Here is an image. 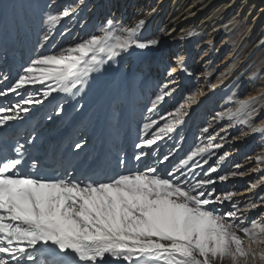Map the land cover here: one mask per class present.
<instances>
[{
	"label": "snow or ice",
	"instance_id": "1",
	"mask_svg": "<svg viewBox=\"0 0 264 264\" xmlns=\"http://www.w3.org/2000/svg\"><path fill=\"white\" fill-rule=\"evenodd\" d=\"M75 11L65 8L48 13L44 23L55 26ZM144 23L141 19L126 27L108 19L99 34L31 59L9 89L20 99L12 106H0V127L22 119V114L42 102L19 90L39 85L36 91L43 89L44 98L53 92L79 96L94 74L117 63L122 53L156 46V39L142 42L136 38ZM48 40L45 35L43 41ZM7 94L0 92V96ZM167 95L162 89L149 111L154 112ZM257 100H241L235 112L218 113L216 118L248 124L241 117L252 115L249 109ZM194 103L196 96L169 113L171 120L161 117L166 120L162 127L157 120L143 123V136L136 145L140 152L134 159L141 161L147 155L145 149L183 124ZM209 128L211 124L203 132ZM252 131L264 132V124ZM208 139L213 138L209 135ZM220 147L211 142L195 145L167 177L148 166L106 179L88 176L80 180L66 172L62 178L47 180L21 174L28 161L24 145L18 144L13 156L0 157V264H264V224H246L238 215L235 193L217 194L211 187L216 180L210 173L217 169L203 167ZM75 148L82 150L83 144L76 143ZM166 161L168 155L160 163ZM257 163H264V156L257 157ZM119 164H125L123 158ZM30 167L34 170L36 161ZM197 169L204 172L203 177L195 178ZM226 202L231 210H221ZM258 207L251 204L252 209Z\"/></svg>",
	"mask_w": 264,
	"mask_h": 264
},
{
	"label": "bare ground",
	"instance_id": "2",
	"mask_svg": "<svg viewBox=\"0 0 264 264\" xmlns=\"http://www.w3.org/2000/svg\"><path fill=\"white\" fill-rule=\"evenodd\" d=\"M93 1L98 3L101 13L107 11L108 5L115 10L112 6L115 3L118 6L120 4L116 22L133 27L142 19L145 23L136 38L142 42L156 39L159 43L148 49L132 48L122 53L117 63L105 65L101 72L94 74L79 96L53 92L51 96L44 98L43 89L36 91L40 88L39 85L19 90L22 95L43 99L41 103L34 104L27 114H22L23 118L45 110L50 113L51 120H57L68 128L75 116L85 110L86 116L81 122L83 130L90 133L97 126L108 128L115 140L123 146L133 147L129 148L128 153L131 152L136 170L152 166L157 168L160 175L167 177L170 168L185 158L195 145L209 142L215 144V138L212 137L209 141L210 132H203L209 125L205 126L200 109L192 106L187 109L188 114L184 117L183 124L178 125L174 132L159 140L152 148L145 149L147 155L141 161L134 159L140 152L136 145L143 136V123L157 120L162 127L166 120L161 117L171 120L172 117L168 114L174 113L180 106L178 95H167L157 104L154 112L149 111L152 102L162 90L156 87L157 81L156 84L153 83L154 76L162 72L167 65L169 52L174 49L180 52V60H187L183 79H188L200 49L201 38H207L206 42L212 43L232 27L235 28L234 32L240 33L233 48V51L237 50L234 65H239L240 68L249 65V59L264 49V0H91ZM77 5L80 4L75 3V0H41L35 1L33 5L27 0H0V68L5 72L7 69L8 75L14 73L16 81L36 56L74 46L97 34L94 28L98 27L100 30L101 27L98 18L87 15ZM65 8H74L76 11L55 26L44 23L46 14L59 13ZM45 35L49 37L47 42L43 41ZM228 58H231V53ZM241 58L245 59L240 61ZM155 64L161 70L157 74L153 72L150 81L141 82L139 69L149 73L150 65ZM262 64L264 62H259L254 71L259 70ZM174 69V72L177 71V68ZM169 84L171 83L166 85ZM164 91L166 92L165 89ZM13 94V99L17 102L20 96ZM20 120L9 123L14 124ZM220 152V148L216 149L215 155L208 158V164L203 165L205 169L209 165L217 169L216 173H210L216 180L211 187L217 194L227 193L223 182L218 179L223 170L219 159ZM165 155L169 156V161L160 163ZM124 156L129 161V155ZM196 172L195 178L204 176L200 169ZM220 207L221 210H231V205L227 202Z\"/></svg>",
	"mask_w": 264,
	"mask_h": 264
},
{
	"label": "rangeland",
	"instance_id": "3",
	"mask_svg": "<svg viewBox=\"0 0 264 264\" xmlns=\"http://www.w3.org/2000/svg\"><path fill=\"white\" fill-rule=\"evenodd\" d=\"M27 1L31 5L35 1L41 2V0ZM75 3L80 4L77 6L83 8L87 15L96 16L101 23L100 28L108 19L117 21L119 18L117 12L120 10V4L118 6L115 3L112 6L115 10L108 5L106 8L108 12L101 13L96 1L75 0ZM234 29L232 27L224 31L219 39L212 43L206 42L207 38H201L200 49L188 79H183L187 60L182 59L183 57L180 60V52L171 48L173 51H170L166 58L167 65L159 75L154 76L153 83L157 81L158 89H165L166 92H171L172 96L178 95V105L187 106L188 99L196 96V103L191 107L200 109L205 126L211 124L209 132L211 137L215 138L214 143L221 145L219 157H224L222 161L220 160L223 166L221 175L228 177L227 180L222 181L225 192L235 193L233 199L240 209L238 215L245 220L246 224L249 221L264 224V200H261V197H264V163H257V157L264 156V132L252 131V127L264 124V64L259 70L254 71V67L259 62L260 64L264 62V49L249 59V65L242 68L234 65L237 50L233 51V48L240 37V33L237 34V31H233ZM94 30L99 34L98 27ZM230 53L231 58H228ZM244 59L241 58L240 61ZM174 68H177V71L174 72ZM139 70V80L145 83L150 81L153 72L157 74L161 69L155 64L150 65L149 73H146L144 69ZM168 82L171 84L165 87ZM249 97H257L258 100L252 106L254 111L249 109L252 115L241 117V119H248V124L239 123L236 120L230 121L227 117L223 120L216 118L218 113L235 112L239 101ZM233 172L237 175L233 176ZM252 185L256 187L253 188ZM253 202L259 205L257 209L251 208ZM253 247L256 245L254 244Z\"/></svg>",
	"mask_w": 264,
	"mask_h": 264
}]
</instances>
